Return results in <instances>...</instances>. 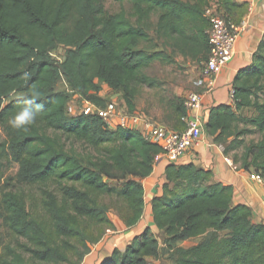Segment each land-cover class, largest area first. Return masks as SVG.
<instances>
[{
  "label": "trees",
  "instance_id": "1",
  "mask_svg": "<svg viewBox=\"0 0 264 264\" xmlns=\"http://www.w3.org/2000/svg\"><path fill=\"white\" fill-rule=\"evenodd\" d=\"M128 1L127 15L122 9L106 13L105 0H0V171L13 161L20 184L46 187L40 192L43 213L29 210L23 193L0 190V222L18 238L15 245L0 241V264H80L90 246L114 229L110 210L127 227L142 216L143 186L135 178L151 173L160 144L129 127L109 129L94 112L70 114L66 106L72 96L104 108L106 101L97 95L104 85L121 93L128 112L135 110L140 86L156 84L144 70L154 61L174 63L165 49L144 46L152 42L147 29L153 13L155 36L172 52L205 61L208 22L201 6L208 2ZM216 1L234 22L247 9L244 2ZM58 48L61 62L51 55ZM59 76L68 92L56 89ZM231 88L232 105L212 106L203 131L238 168L262 171L264 34ZM33 93L42 105L36 122L27 130L12 129L7 120L17 102ZM160 101L170 109L165 123L182 130L183 97ZM253 134L258 138L244 140ZM164 175L161 194L150 202L164 245L146 227L98 264H149L162 259L163 251L172 264H264V223L254 220L247 205L233 202L230 185L194 163L169 162ZM190 238L198 241L179 245Z\"/></svg>",
  "mask_w": 264,
  "mask_h": 264
},
{
  "label": "crops",
  "instance_id": "2",
  "mask_svg": "<svg viewBox=\"0 0 264 264\" xmlns=\"http://www.w3.org/2000/svg\"><path fill=\"white\" fill-rule=\"evenodd\" d=\"M234 1L237 3H247V9L243 16H247L248 25L237 38L230 59L215 76L213 86L209 92H204L205 80L202 75V67H200L204 60H199V55L191 57L187 54L178 52L176 49L172 52L170 46L165 43L162 37L157 38L155 36V38L162 42V47H160V49L163 48L168 53L172 54L176 66H186L190 63L197 64L198 61L199 68L198 65H192L191 69L188 70V75L184 77L185 81L183 80V82L177 83L169 95L184 97L190 91L203 93L202 108L200 111L202 123L206 121L208 110L212 106L220 103L232 105L230 97L231 81L238 69L249 64L251 56L255 52L264 34V0ZM203 7L204 3L201 6L202 11ZM154 79L156 84L151 87L159 86V82L156 78ZM97 95L104 98L103 90L100 89ZM161 98H163V95ZM156 107L157 110L154 113H150L144 106H135L133 112L139 113L148 119L171 128L172 125L165 123L167 121L163 119L170 112L169 107L161 101ZM224 157L222 146L213 143L211 138L203 131V135L199 141L188 149L184 156L176 163H194L201 168L211 170L215 181L232 187L233 202L247 205L252 210L254 220L264 223V188L255 181H251L248 178L247 171L241 168L233 169L229 163L225 161ZM166 164L167 162L163 159L162 155L158 153L153 161L151 173L143 178H135L143 186L144 208L140 220L135 225L127 227L115 213L109 214V219L113 223L114 229H107L102 238L97 243L90 246L89 252L84 256L80 264H98L101 260L108 257L114 248L123 249L133 236L140 234L146 227L152 230L154 236L158 240L159 246L162 247L164 245L165 234L154 226L150 202L152 197L159 196L162 192V184L165 182L164 167ZM197 241L198 238H190L180 242L179 245L190 246ZM150 260L153 259H149V263Z\"/></svg>",
  "mask_w": 264,
  "mask_h": 264
},
{
  "label": "built area",
  "instance_id": "3",
  "mask_svg": "<svg viewBox=\"0 0 264 264\" xmlns=\"http://www.w3.org/2000/svg\"><path fill=\"white\" fill-rule=\"evenodd\" d=\"M203 17L208 22L205 32L208 38L209 52L207 59L202 62L201 66L205 80L204 92H209L213 86L215 76L230 59L235 42L247 27L248 20L247 16H243L238 22L227 19L219 10L216 0H209L203 7ZM202 94L190 91L183 97L185 114L181 118L184 123L182 130L170 128L139 113L128 112L125 105L118 108L114 101L106 103V106L101 108L82 100L84 104L83 112L98 114L104 125L109 129L123 126L139 131L146 140L160 144L161 151L159 154L167 163H176L203 135V123L200 118ZM230 97L232 99V88ZM75 108L70 102L66 106V110L70 114H78ZM224 159L233 169L238 168L230 157L225 156ZM247 172L251 181H255L264 188V170L256 171L252 169Z\"/></svg>",
  "mask_w": 264,
  "mask_h": 264
},
{
  "label": "rangeland",
  "instance_id": "4",
  "mask_svg": "<svg viewBox=\"0 0 264 264\" xmlns=\"http://www.w3.org/2000/svg\"><path fill=\"white\" fill-rule=\"evenodd\" d=\"M184 1H193V0H184ZM207 4V3H206ZM205 4V5H206ZM104 9L106 13L111 14L119 11L120 9L124 10L127 15L130 13L131 10V4L128 0H123L121 2L114 1V0H105L104 3ZM131 20H134L133 17H131ZM157 20V14L153 13L150 16V19L148 20V33L150 37L152 38V42L148 44H144L145 47L151 46V49H160L162 47V42L155 38L154 35V27ZM150 45V46H149ZM52 57L57 61L61 62L63 59V52L61 48L54 49L52 52ZM192 65H198L190 63L186 66H176V64H165L159 61H154L152 64L146 68L144 71L149 74L150 76H153L156 78V80L159 82V86L156 87H147L145 85L140 86L139 91L140 93L135 98V106L146 107L150 113H154L157 110L156 105L159 104V100L161 99L162 95L163 98L170 97L169 93L173 91L174 86L177 83L185 81V76L188 75V70L191 69ZM197 67V66H196ZM200 67H202L200 65ZM185 71V73H184ZM190 88V87H188ZM56 89L62 90V91H69L68 86L66 85V82L62 76H59L57 83H56ZM104 93V100L106 103L110 101H114L118 108L122 107V105H125L123 99L121 98V93L114 92L111 90H107L106 86H102L101 88ZM195 92V91H194ZM169 95V96H168ZM20 96L19 93L13 94L12 97ZM159 99V100H158ZM73 106H75L76 113L83 112V102L79 98L70 97L69 101ZM126 106V105H125ZM160 106V105H159ZM241 114H250L248 110H244ZM257 134L253 135H245L244 140L249 141L250 139H257ZM76 147L83 149L81 145L76 143ZM17 164L13 161H9L4 164L0 171V190H12L18 193H23L25 200L28 204V209L32 210L33 212L43 213L41 204H40V192L42 188V185H26V184H20L16 179V172H17ZM114 183V182H112ZM48 189H56V186L53 184H49ZM114 213L112 210L108 212L111 215ZM18 238H16L14 235L9 233V231L6 229V227L0 222V241L3 244H11L15 245ZM22 240H20V243ZM166 252L163 251L161 253V256L163 257L160 260H150L149 264H172L171 261L168 259H165Z\"/></svg>",
  "mask_w": 264,
  "mask_h": 264
},
{
  "label": "clouds",
  "instance_id": "5",
  "mask_svg": "<svg viewBox=\"0 0 264 264\" xmlns=\"http://www.w3.org/2000/svg\"><path fill=\"white\" fill-rule=\"evenodd\" d=\"M27 75V74H25ZM38 93L21 98L19 108L8 118L7 124L14 130H27L33 125L42 111V105L36 103Z\"/></svg>",
  "mask_w": 264,
  "mask_h": 264
}]
</instances>
